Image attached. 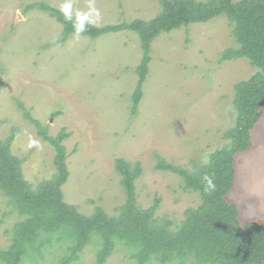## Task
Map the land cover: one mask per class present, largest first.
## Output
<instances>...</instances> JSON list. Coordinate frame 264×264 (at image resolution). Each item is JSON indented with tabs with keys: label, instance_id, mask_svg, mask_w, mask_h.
Returning a JSON list of instances; mask_svg holds the SVG:
<instances>
[{
	"label": "rangeland",
	"instance_id": "374dc122",
	"mask_svg": "<svg viewBox=\"0 0 264 264\" xmlns=\"http://www.w3.org/2000/svg\"><path fill=\"white\" fill-rule=\"evenodd\" d=\"M38 3L97 26L150 20L160 12L157 0H0V140L12 137L11 151L35 188L57 173L55 149L23 111L49 136L64 129L68 176L61 185L63 200L83 215L97 207L117 215L126 193L115 160L138 163L137 205L147 208L158 198L156 218L176 227L185 209L196 207L200 197L184 189L181 177L156 169V164L162 158L193 172L214 150L228 147L224 135L235 123L234 85L258 70L246 58L220 61L225 49L237 47L227 16L161 33L151 42L142 97L133 111L135 69L142 58L138 34H72L57 42L62 26ZM259 111L252 148L235 155V181L228 193L243 223L251 218L264 221V106ZM22 219L0 192V249L8 248L13 227ZM68 245L52 238L22 264H60ZM98 248L89 243L72 264H97ZM103 264L136 260L117 243Z\"/></svg>",
	"mask_w": 264,
	"mask_h": 264
},
{
	"label": "trees",
	"instance_id": "16d2710c",
	"mask_svg": "<svg viewBox=\"0 0 264 264\" xmlns=\"http://www.w3.org/2000/svg\"><path fill=\"white\" fill-rule=\"evenodd\" d=\"M160 12L150 20L133 19L113 25L97 26L46 3L37 7L47 12L62 26V42L72 34L98 37L123 30L136 32L140 39L142 58L135 72L138 79L133 93V111L142 97L141 87L148 73L150 44L161 33L191 23L207 22L225 14L230 33L237 47L223 51L220 61L246 58L258 70L234 85L235 123L225 133L228 147L214 150L208 161L191 172L160 158L155 168L177 174L184 189L199 194L200 203L186 208L184 218L172 227L169 220L155 216L159 199L147 208L136 203L134 182L141 174L139 164L123 158L115 160L120 183L125 189L124 203L117 215H109L97 207L83 215L63 200L61 185L68 176L62 141L68 136L64 129L52 137L38 120L24 109L26 120L37 134L55 149L57 173L42 180L35 188L21 172V160L10 148L12 137L0 140V192L23 217L13 227L11 243L0 249V264H22L33 252L53 238L66 241L68 252L60 264L80 260L83 249L91 242L99 245L97 264H103L117 243L127 248L136 264L155 261L159 264H264V221L258 218L240 220L238 206L228 198L236 175L235 155L253 146L252 130L264 106V0H157ZM209 180L211 184H209ZM41 257L43 254L40 253Z\"/></svg>",
	"mask_w": 264,
	"mask_h": 264
},
{
	"label": "clouds",
	"instance_id": "9594fccd",
	"mask_svg": "<svg viewBox=\"0 0 264 264\" xmlns=\"http://www.w3.org/2000/svg\"><path fill=\"white\" fill-rule=\"evenodd\" d=\"M209 184H211V181L209 180Z\"/></svg>",
	"mask_w": 264,
	"mask_h": 264
}]
</instances>
